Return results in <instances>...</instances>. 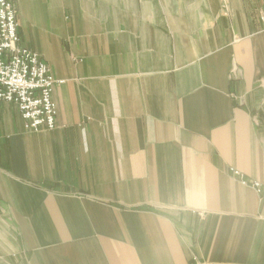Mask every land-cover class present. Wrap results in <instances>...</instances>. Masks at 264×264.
<instances>
[{
	"label": "crops",
	"instance_id": "1",
	"mask_svg": "<svg viewBox=\"0 0 264 264\" xmlns=\"http://www.w3.org/2000/svg\"><path fill=\"white\" fill-rule=\"evenodd\" d=\"M13 2L63 82L0 102V264H264V0Z\"/></svg>",
	"mask_w": 264,
	"mask_h": 264
},
{
	"label": "built area",
	"instance_id": "2",
	"mask_svg": "<svg viewBox=\"0 0 264 264\" xmlns=\"http://www.w3.org/2000/svg\"><path fill=\"white\" fill-rule=\"evenodd\" d=\"M18 8L12 0H0V102L15 103L29 130H51L57 124L55 78L41 55L21 44L18 33ZM233 168L243 185L261 192V183L248 180Z\"/></svg>",
	"mask_w": 264,
	"mask_h": 264
},
{
	"label": "rangeland",
	"instance_id": "3",
	"mask_svg": "<svg viewBox=\"0 0 264 264\" xmlns=\"http://www.w3.org/2000/svg\"><path fill=\"white\" fill-rule=\"evenodd\" d=\"M13 1V0H12ZM262 18H264V16L262 15L261 16ZM240 68H239V66L236 64V63H234L233 65H232V67H231V70H230V72H229V77H230V79L231 80H238L239 78H240ZM260 82H262V80L260 79ZM231 96L233 97V98H237L236 96H240V95H238L237 93H235V92H232L231 93ZM55 100V99H54ZM56 102V101H55ZM57 104V103H56ZM57 113H58V110H57ZM25 125V124H24ZM56 127H57V124H56ZM55 127V128H56ZM26 128V127H25ZM27 129V128H26ZM29 130V129H28ZM51 130H53V129H51ZM32 131H34V130H32ZM41 131V130H40ZM233 168L235 169V170H238V171H240L239 169H237V168H235V167H231L230 168V170H231V172H232V174H234V172H233ZM234 170V171H235ZM241 172V171H240ZM245 175V174H244ZM256 181H258V180H256ZM261 183V182H260Z\"/></svg>",
	"mask_w": 264,
	"mask_h": 264
}]
</instances>
